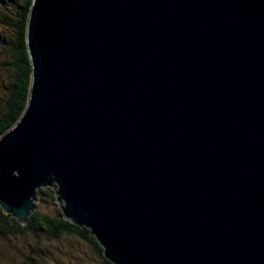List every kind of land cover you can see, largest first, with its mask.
<instances>
[{
	"label": "water",
	"instance_id": "obj_1",
	"mask_svg": "<svg viewBox=\"0 0 264 264\" xmlns=\"http://www.w3.org/2000/svg\"><path fill=\"white\" fill-rule=\"evenodd\" d=\"M0 208L37 191L116 264H264V0H32Z\"/></svg>",
	"mask_w": 264,
	"mask_h": 264
},
{
	"label": "trees",
	"instance_id": "obj_2",
	"mask_svg": "<svg viewBox=\"0 0 264 264\" xmlns=\"http://www.w3.org/2000/svg\"><path fill=\"white\" fill-rule=\"evenodd\" d=\"M32 0H17L10 8L0 7V137L12 128L22 115L30 86V63L26 51V20ZM40 201L52 203L53 216L41 214L37 209L31 213L25 225H20L0 208V236L44 235L50 241L64 236H75L86 241L102 258L105 264H116L105 257L103 247L85 227L65 219L58 207V187L51 184L37 191ZM36 208L38 207L35 204ZM30 259V258H28Z\"/></svg>",
	"mask_w": 264,
	"mask_h": 264
},
{
	"label": "rangeland",
	"instance_id": "obj_3",
	"mask_svg": "<svg viewBox=\"0 0 264 264\" xmlns=\"http://www.w3.org/2000/svg\"><path fill=\"white\" fill-rule=\"evenodd\" d=\"M12 2L17 0H0V7L10 8ZM37 199L36 209L41 214L53 216L55 212L52 203H44ZM0 264L105 263L95 249L78 237L64 236L58 241H50L47 236L28 233L8 238L0 236Z\"/></svg>",
	"mask_w": 264,
	"mask_h": 264
}]
</instances>
